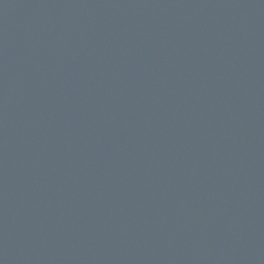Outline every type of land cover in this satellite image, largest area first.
<instances>
[{
	"label": "water",
	"instance_id": "obj_1",
	"mask_svg": "<svg viewBox=\"0 0 264 264\" xmlns=\"http://www.w3.org/2000/svg\"><path fill=\"white\" fill-rule=\"evenodd\" d=\"M0 264H264V0H0Z\"/></svg>",
	"mask_w": 264,
	"mask_h": 264
}]
</instances>
